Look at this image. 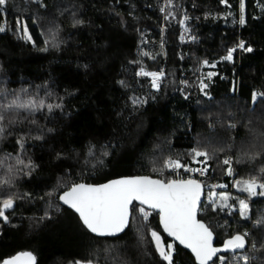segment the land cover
<instances>
[{
    "label": "trees",
    "instance_id": "obj_1",
    "mask_svg": "<svg viewBox=\"0 0 264 264\" xmlns=\"http://www.w3.org/2000/svg\"><path fill=\"white\" fill-rule=\"evenodd\" d=\"M17 19L33 22L41 45L21 37ZM1 23L0 205L14 203L0 217V264L19 252L35 264H168L152 231L174 245L173 264H198L145 205L133 202L122 233L96 236L59 199L73 183L205 161L196 151L208 153L213 179L252 201L248 217L208 206L199 219L216 245L250 229L252 264H264V195L235 187L264 183V0H7ZM141 70L162 71L159 87ZM205 72L215 75L202 89ZM14 101L32 106L5 108Z\"/></svg>",
    "mask_w": 264,
    "mask_h": 264
},
{
    "label": "snow or ice",
    "instance_id": "obj_2",
    "mask_svg": "<svg viewBox=\"0 0 264 264\" xmlns=\"http://www.w3.org/2000/svg\"><path fill=\"white\" fill-rule=\"evenodd\" d=\"M7 0H0V10L5 5ZM171 5V0H167ZM243 9V2L241 3ZM166 9L161 8L164 12ZM171 15V13H168ZM168 17L166 16L165 19ZM187 19V17L185 18ZM184 20L180 21V24H184ZM240 23H244L243 15L240 18ZM17 25H20V20H17ZM5 31L3 27H0V32ZM24 37L31 40V36L28 34L27 26L23 28ZM237 48L251 52V47H245L243 41H241ZM236 48H230L227 50V54L221 57L222 60L232 61L233 54ZM204 65L208 64V61L203 62ZM215 67V64L212 65ZM138 75L151 76L152 87H159V80L163 76V72H145L141 70ZM209 78L215 73H209ZM201 88L206 87L201 82ZM257 98V94H253V100ZM41 102V106H42ZM29 108L32 105L29 104H16L15 101L12 104L5 105V108L11 107ZM34 107V106H33ZM51 108V105L48 106ZM3 116L0 115V120H3ZM0 131H3L0 128ZM107 153H105L106 155ZM196 157L203 156L205 161L208 159L207 152H195ZM225 164L229 165L228 174H232L231 161L225 160ZM166 168L179 169L182 165L177 161L168 160L165 161ZM186 171H200L201 174L206 172V169H185ZM264 171V169H262ZM242 185V191L248 192L249 195H256L257 188L264 189V183H257L255 177L237 181V187ZM214 187H225L224 185H218ZM264 195V191L259 193ZM201 184L193 179L183 180H159L151 179L149 177H128L120 178L108 181L104 184L92 185L86 183H73L66 191L60 196V201L63 204L68 205L78 215L83 225L99 236L115 235L123 231L129 222L130 215L133 211H137L134 201H138L140 205H147L149 208L158 210L160 215V223L163 226L164 231L168 236L173 237L180 244L186 248L191 249L192 253L198 264H208L209 261H213V257L221 251H234L236 249H242L245 246V237L241 235H235L224 242L222 248L213 247V233L209 228L199 220H197V205L200 203ZM216 193L209 191V199L215 204L213 197ZM228 196L225 194L220 195V201L226 206ZM13 200L11 198L4 199L2 205H0V217L7 220L5 216V210L13 207ZM240 214L242 217L248 215V204L245 200L239 201ZM139 213L147 219L149 213L145 211L144 207L138 209ZM247 235V234H245ZM152 240L155 243L156 250L163 260L168 264H173L172 255L174 252V245L169 243L166 247L162 242L161 236L156 232H151ZM245 261L247 258H244ZM219 260L221 264H224L225 257L220 256ZM3 264H35V257L29 252L19 253L16 256L11 257L3 261ZM79 264V262H77ZM215 264V261H213Z\"/></svg>",
    "mask_w": 264,
    "mask_h": 264
},
{
    "label": "built area",
    "instance_id": "obj_3",
    "mask_svg": "<svg viewBox=\"0 0 264 264\" xmlns=\"http://www.w3.org/2000/svg\"><path fill=\"white\" fill-rule=\"evenodd\" d=\"M178 37L181 41V43H190L192 41V34L188 32L185 28H180L178 31ZM159 73V72H157ZM224 77V75H222ZM151 82L152 77L150 76ZM206 169V172L204 174H201L200 171H186L185 169ZM161 180L168 181V180H175V179H193L197 182L201 183L203 188V196L202 201L198 209V217L200 214L204 213L205 209L208 206H221V207H227V209L230 211L235 212L236 214H240V200H245L248 204V215H250L252 210V201L249 197H246L243 194H236L234 193L232 186H227L224 182H221L219 180L213 179L211 175V170L208 166V164L201 159L195 160L191 163L185 164L179 169H172V168H166L162 171L161 177H158ZM218 185H224L225 187H214ZM209 191H213L216 193V196L213 197L215 200V204L212 203V201L209 199ZM225 194L228 196V200L226 201L225 205H220V195ZM241 216V214H240ZM242 217V216H241ZM243 218V217H242ZM245 218V217H244ZM251 226H257L256 222H252ZM250 229H245L241 236H244L246 239V236L249 235ZM247 234V235H245ZM223 256L225 257L224 264H252V257L254 256L252 254V251L250 248L246 246L243 250L236 251V252H225V253H219L217 254L213 261H215V264H221L219 257ZM247 258L245 261L244 258Z\"/></svg>",
    "mask_w": 264,
    "mask_h": 264
},
{
    "label": "water",
    "instance_id": "obj_4",
    "mask_svg": "<svg viewBox=\"0 0 264 264\" xmlns=\"http://www.w3.org/2000/svg\"><path fill=\"white\" fill-rule=\"evenodd\" d=\"M136 176H140V177H149V178H151V179H159V178H157V177H151V176H148V175H132V176H122V177H118V178H116V179H120V178H128V177H136ZM112 180H114V179H112ZM159 180H161V179H159ZM109 181H111V180H109ZM108 181H106V182H103V183H98V184H93V185H99V184H104V183H107ZM201 184V183H200ZM202 196H203V188H202V185H201V195H200V203L197 205V208L199 209V206H200V204H201V201H202ZM134 202H136V203H138V204H140L138 201H134ZM145 206H147V205H145ZM148 207V206H147ZM153 211H155L156 213H158V215H159V211L158 210H154V209H152ZM74 211V210H73ZM75 212V211H74ZM76 213V212H75ZM77 214V213H76ZM78 215V214H77ZM79 216V215H78ZM196 218H197V220H199L200 222H202V223H204L205 225H206V223L204 222V221H202V220H200L199 219V217H198V211H197V215H196ZM129 220H130V218H129ZM82 222V221H81ZM159 223H160V215H159ZM128 224H129V222H128ZM128 224H127V226H128ZM126 226V227H127ZM207 226V225H206ZM86 227V226H85ZM126 227L123 229V231L126 229ZM160 227H161V229H162V231H163V233L168 237V238H170L171 240H173L174 242H176V243H178V244H180L179 243V241H176L173 237H170V236H168V234L164 231V229H163V226H162V224L160 223ZM208 227V226H207ZM209 228V227H208ZM87 229V228H86ZM88 230V229H87ZM209 230H210V228H209ZM89 231V230H88ZM123 231H121V232H119V233H116L115 235H105V236H116V235H118V234H120V233H122ZM211 231V230H210ZM90 233H92L91 231H89ZM212 232V231H211ZM213 233V232H212ZM92 234H94V235H96V236H99V235H97V234H95V233H92ZM230 239V238H229ZM212 243H213V247H216V248H222L223 247V245H224V243H222V244H219V245H216L215 243H214V235H213V241H212ZM180 245H182V244H180ZM245 246H246V239H245ZM245 246H244V248H245ZM244 248H242V249H236V250H234V251H221V252H219V253H225V252H236V251H240V250H243ZM190 251H191V249H189ZM19 253H23V252H19ZM19 253H16V254H14V255H12V256H10V257H8V258H6V259H10L11 257H13V256H16L17 254H19ZM191 253H192V251H191ZM219 253H217V254H219ZM192 255H193V257L195 258V255L192 253ZM6 259H4V260H6ZM213 259H214V257H213ZM3 260V261H4ZM195 260H196V258H195ZM197 261V260H196ZM210 262H212V261H209L208 263H210ZM198 263V262H197ZM2 264H3V262H2Z\"/></svg>",
    "mask_w": 264,
    "mask_h": 264
},
{
    "label": "rangeland",
    "instance_id": "obj_5",
    "mask_svg": "<svg viewBox=\"0 0 264 264\" xmlns=\"http://www.w3.org/2000/svg\"><path fill=\"white\" fill-rule=\"evenodd\" d=\"M38 1V0H37ZM18 20V19H17ZM17 20H16V28L18 29V32H19V34L21 35V37H23L24 39H26V40H28L27 38H25L24 37V32H23V28H24V26L26 25L27 26V29H28V34L31 36V40H29V41H31L32 43H34V44H38V45H41L42 44V41H41V38H40V34L37 32V30L33 27V22H31L30 20L28 21V20H23V19H19L20 20V25L18 26L17 25ZM0 27H3L4 28V24L3 23H1L0 24ZM209 73H214V72H205V75H203V78L201 79V82H203V84H205V77H209ZM201 82H200V85H201ZM201 87V86H200ZM230 88H231V86H230ZM168 160H171V159H168ZM167 160V161H168ZM173 161H175V160H173ZM236 182H234V184H235ZM235 187L238 189V190H240V191H242L241 189H242V185L240 186V187H237V183L235 184ZM256 191H258L259 193L261 192V191H264V189H260V188H257V190ZM245 192V191H244ZM248 193V192H247ZM249 194V193H248ZM220 205H224V204H222L221 202H220ZM159 234V233H158ZM161 239H162V237H161ZM162 242H163V240H162ZM163 244L165 245V247L169 244V243H164L163 242Z\"/></svg>",
    "mask_w": 264,
    "mask_h": 264
},
{
    "label": "flooded vegetation",
    "instance_id": "obj_6",
    "mask_svg": "<svg viewBox=\"0 0 264 264\" xmlns=\"http://www.w3.org/2000/svg\"><path fill=\"white\" fill-rule=\"evenodd\" d=\"M171 240V239H170ZM171 241H173V240H171Z\"/></svg>",
    "mask_w": 264,
    "mask_h": 264
}]
</instances>
